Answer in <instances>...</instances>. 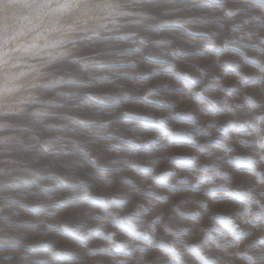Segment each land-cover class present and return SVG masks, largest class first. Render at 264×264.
I'll use <instances>...</instances> for the list:
<instances>
[{
	"label": "rangeland",
	"instance_id": "1",
	"mask_svg": "<svg viewBox=\"0 0 264 264\" xmlns=\"http://www.w3.org/2000/svg\"><path fill=\"white\" fill-rule=\"evenodd\" d=\"M90 2L0 0V264H264V0Z\"/></svg>",
	"mask_w": 264,
	"mask_h": 264
},
{
	"label": "snow or ice",
	"instance_id": "2",
	"mask_svg": "<svg viewBox=\"0 0 264 264\" xmlns=\"http://www.w3.org/2000/svg\"><path fill=\"white\" fill-rule=\"evenodd\" d=\"M31 4H34L38 9H45L53 7L52 0H26ZM70 6L82 8V9H91L92 7H98L99 5H95L90 2V0H86V2H81V0H75L73 5H69L68 3H64L61 5H56L58 8H68ZM105 7H111L110 4H106Z\"/></svg>",
	"mask_w": 264,
	"mask_h": 264
}]
</instances>
